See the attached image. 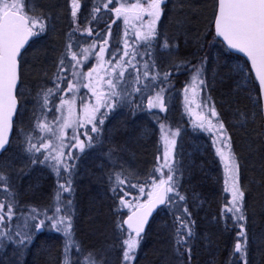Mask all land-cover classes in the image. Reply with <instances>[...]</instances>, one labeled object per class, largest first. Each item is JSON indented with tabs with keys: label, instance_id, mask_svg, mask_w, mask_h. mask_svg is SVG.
Returning <instances> with one entry per match:
<instances>
[{
	"label": "trees",
	"instance_id": "trees-1",
	"mask_svg": "<svg viewBox=\"0 0 264 264\" xmlns=\"http://www.w3.org/2000/svg\"><path fill=\"white\" fill-rule=\"evenodd\" d=\"M125 1L127 0H114L113 4L109 5V9L117 7L116 4L125 3ZM106 2L107 0H87L86 8L88 7L91 13H88L89 19L86 22V27L93 28V36H84L74 32L77 25L72 27L69 23L64 26L63 35H59L55 44L67 45L71 41L75 51L78 48L88 47L95 38L97 50H99V45L103 43V40L108 39L109 44L106 47L111 52L112 47H115V31L120 26V20L116 21L112 11L103 8V4ZM215 2L216 0H178L173 5L174 0H166V3L162 5L164 11L159 27L161 24H165L166 31L176 40L178 39L179 47L172 61L165 70L159 73L160 76L155 80V84L144 82L139 86L142 88L139 93L127 90L131 95L117 103V107L105 118L102 131L99 134L89 133L94 137L92 146L86 147L83 154H80L79 159L75 161L74 192L71 196L74 239L80 247L83 246L91 252L111 247L112 250L108 253L116 254L114 264H122L121 236L115 224L118 220H124L131 210H121L122 206H119V200L110 191L114 183L109 179V176L115 172L123 171L125 174L128 171L121 167V163L130 165L129 168H135L138 172L143 173L141 176L134 175L140 177V184H144V195L149 189V184H145V179L157 166V157H162L165 150L163 133L169 132L171 138V132L177 129H179V135L175 137L174 155L180 169V172L177 173L180 192L185 195L186 200L177 202L181 206L179 211H177V205L172 204L164 206L157 212L147 231L141 235L142 239L134 259L129 264H181V261L183 264H243L239 254L233 255L236 232L239 229L233 227L231 220L227 221L226 226L225 220L221 216L227 194L223 189L222 177L218 172L213 150H210L208 146L201 152L195 150L189 164L186 162V157L179 153L180 146H182L181 139L184 140L183 145L185 146L193 129L190 126V119L185 107L180 104L181 102L175 104L173 101L172 103V100L176 95L179 99L184 88L192 85L193 66L202 67V78L206 81L204 89H209L208 95L214 100L220 119L226 123L228 129L233 127L232 132L229 129L233 143L232 150L240 163V179L245 187L247 261L248 264H264V128L259 112L254 117L252 115L254 111L253 98L257 94L258 84L250 73L253 78L252 84L248 85L246 90L237 87V83H242V81H240V72L235 69V63L242 64L245 71L249 70V65L242 57L229 52L220 38L213 40L212 20ZM172 5L176 6V10L172 11ZM59 6L60 9H63L62 0ZM96 6L101 8V12L97 14V19L93 20L92 9ZM51 11L53 12V10ZM172 18L174 21H171ZM113 20L116 22L112 23ZM175 20L186 21L191 25L188 26L186 23L182 28L177 29ZM109 24H111V37L107 36ZM180 30L189 34L188 38H185ZM97 32L100 34L99 36L95 35ZM157 32V41H154L153 46L147 49L153 53L154 57L156 50H159L157 44H161V28ZM42 50L44 51V49ZM80 55L83 61V54ZM94 56H91L86 63L83 61L81 71L84 72L96 64L97 57ZM145 56L150 60L149 56ZM43 65L46 67L45 64ZM175 65H181L179 70ZM167 72H171L172 75L168 81L162 83L161 76ZM68 75L71 78L70 74ZM125 75L127 76V74ZM145 84L152 87H144ZM160 88L165 90L163 94L167 112H161L158 108L148 110L144 105V102H147L146 98L153 96L154 90L158 91ZM234 88H236L235 94L233 93ZM81 90L80 97L90 96V94H86L84 87ZM206 92L204 91V94H207ZM58 97L59 94H57L56 103L59 102ZM19 102L21 105L20 98ZM237 109L247 116L245 123L240 127L233 124L234 120L239 119L235 115ZM21 118L20 114H17L11 142L0 157V172L10 178L9 183L17 194L22 210L35 207L41 212L49 209V214H51V209L55 207L54 196L58 187L57 177L53 170L42 163L32 165L29 160L24 163L25 165H22L16 157V160L13 158L15 149L17 150L19 144L24 145L25 141L26 134L22 135L23 138L20 136L21 127L26 125L25 120ZM161 124L165 125L163 132ZM19 125L21 126L19 127ZM148 125H151V130L149 129L148 133L146 131L148 134L146 138L137 139L142 127L147 128ZM29 128L30 126L28 133L39 134L35 127ZM89 128L90 126L86 129ZM85 131L81 130L79 136L87 143V137L83 135ZM19 137L20 140L17 143ZM205 139L207 140V138ZM35 141L34 143H38L37 140ZM14 146L16 148L13 150ZM187 146L193 149L190 144ZM254 149H256L255 156L251 153ZM72 151L76 155L77 149H72ZM129 153L136 157V166L129 164ZM30 156L39 157L42 160L40 153H31ZM62 175L65 174L62 173ZM60 182L63 183V180ZM131 182L138 183L136 179H132ZM126 191L129 194L125 199L142 198L138 188H127ZM6 195L0 191V200H4ZM67 195V193L63 194L64 197ZM193 196L199 198L194 201ZM185 205L191 213V220L195 221L190 260L187 254L178 258L172 243L175 215H182ZM117 215L119 216L115 221ZM32 223L34 222L29 221V225ZM23 225L24 217L18 212L13 219L12 229L15 231L17 226L22 228ZM32 234V242L23 249L6 239L3 240L2 246H0V262L6 261L9 257V261L6 263L10 264H63L65 237L62 233L45 228L39 232L33 230ZM74 250H72V254Z\"/></svg>",
	"mask_w": 264,
	"mask_h": 264
},
{
	"label": "snow or ice",
	"instance_id": "snow-or-ice-1",
	"mask_svg": "<svg viewBox=\"0 0 264 264\" xmlns=\"http://www.w3.org/2000/svg\"><path fill=\"white\" fill-rule=\"evenodd\" d=\"M113 2L114 0H107L103 4V8L115 12L116 18H122L123 24L126 26L122 49L118 48L115 52L109 53L112 58L105 61L106 46L109 44V40L104 39L103 43L99 45V51L95 53L98 64L85 73L80 70L83 67V61L89 59L92 50L97 47V42L93 41L87 48H82L80 53H77L73 51L74 44L70 41L57 65V73L52 81L53 86L41 88L36 94L37 103L43 109L40 116L34 115L35 130L39 135L27 133L23 151L30 154L40 153L43 156L42 160L39 157L30 156L29 162L32 165L46 164L55 173L58 184L54 196L55 207L51 209V214H49V209L41 212L35 207L22 210L17 194L9 183L10 178L0 172V191L7 194L4 200H0V246H2V241L6 239L23 249L32 242L33 230L39 232L45 228H50L62 233L65 237L63 264H73L70 256L73 249L77 253L82 251L79 243L74 239L72 231L73 201L71 196L74 192L75 161L79 159L72 149L84 152L86 147L92 146L94 137L89 133L99 134L102 131L105 118L115 109L117 103L131 95L125 88L129 79L134 85L132 92L139 93L142 91L139 85L143 81L149 79L155 81L160 75L158 72L153 74L150 71L156 67V61L153 53L147 49H150L153 42L158 39L157 24L163 14L162 5L166 3V0H143V2L141 0H135V2L129 0L126 4L120 3L119 6L109 9V5ZM80 6V0H72L71 15L74 22H76ZM33 12L34 0H0V154L9 145L12 118L17 112V93L20 82L18 57L21 56V49L24 48L30 37L39 36L46 31V18L43 15H34ZM100 12L99 6L92 9L93 20L97 19V14ZM115 22V20L112 21V23ZM130 23L134 29V40L131 42L127 31V26ZM212 26L214 28V41L216 38H222L227 50L243 53L247 57V61H250L251 67L248 71L239 70L242 83L238 82L237 87L246 90V87L253 82L250 73L254 71V80L258 82V88L257 94L253 98L254 111L252 115L254 117L259 112L260 116L264 117V0H216ZM73 31L79 32L81 35L86 34L89 37L94 35V30L90 26L80 28L77 24ZM95 35L99 36L100 34L97 32ZM107 36L111 37V24L108 25ZM133 43H136L137 46L133 47ZM157 47L166 50L169 55H173L179 45L164 39L162 44H157ZM117 52H122V55L117 57ZM80 54H83V61L78 58ZM142 54L152 59V64L147 61L144 62L143 79L140 69L137 67L139 63L137 57L140 56L142 59ZM125 57H130V59L125 60ZM113 60L117 62L110 71L103 69L104 63L112 65ZM129 66L134 70L135 75L129 73L128 78H126L125 74ZM175 67L179 70L181 65H175ZM102 69L104 75H100ZM202 72V67L193 66L191 76V84L195 86L192 88L193 93L196 92L197 88L203 90L202 86H205ZM171 75V72L164 73L161 82L168 81ZM82 80H87V83H83L82 86L91 92L95 103H87L81 99L83 117L73 120L72 115L76 99L75 96L70 98H66V96L68 93L78 92ZM144 87H151V85L145 84ZM164 91L163 88H160L154 96L148 97L147 108L149 110L158 108L161 112H167ZM188 91L189 87L186 86L184 92L187 93ZM57 93L61 94L58 97V103L55 102ZM185 99L187 100V96ZM202 103L203 107L207 108L209 115H200V123L197 126L206 128L208 131H214L216 134L213 144L216 146V155L224 166V191L230 194V199L222 209L221 216L224 218L226 226L227 221L231 220L233 227L239 229L236 232L233 255L239 254L243 264H248L245 187L240 179V163L232 150L228 130L219 118L215 104L211 103V97H206ZM196 106L199 108L202 105L197 104ZM101 109L105 110L101 111ZM52 112L60 115H53L49 119L46 113ZM237 115L239 117L238 122L244 124L247 119L246 114L237 109ZM87 125H91V127L83 133L87 137L86 143L80 139L76 128H86ZM160 127L163 132L165 125L161 124ZM69 128L73 130L70 143L67 132ZM178 135L179 129L171 133V138L167 132L163 133L162 139L165 150L162 157H157V166L145 179V184L150 185L146 203H139L137 200L134 207L131 201L125 199L129 194L126 191L127 188H138L141 194L144 193L145 186L139 183V176L131 173L125 175L123 171L115 172L109 176V179L114 183L110 191L119 200V206L129 209L134 207L126 219L118 220L116 223L121 236L122 264H129L134 259L142 239L141 234L144 232L145 224L152 211L158 205L167 207L172 204H176L177 211H179L181 206L177 202L186 200L185 195L180 192L177 176L180 169L174 155L175 137ZM34 139L38 143H34ZM132 179H136L138 183H132ZM61 180L63 183L60 182ZM65 193L68 194L67 197L63 196ZM18 212L24 217V225L22 228L17 226L16 230L13 231L12 222ZM190 217L191 213L188 207L183 206V214L175 215L172 235L173 248L177 257H183L187 254L189 260L191 259V239L194 236L193 226L195 224V221L191 220ZM29 221L34 223L29 225ZM75 264H108V260L105 251H101L99 254L90 251L83 257V260H77ZM181 264H183L182 261Z\"/></svg>",
	"mask_w": 264,
	"mask_h": 264
},
{
	"label": "rangeland",
	"instance_id": "rangeland-1",
	"mask_svg": "<svg viewBox=\"0 0 264 264\" xmlns=\"http://www.w3.org/2000/svg\"><path fill=\"white\" fill-rule=\"evenodd\" d=\"M60 1L61 0H34V12H33V14L37 15V16L43 15L46 18V31H45V33H43L39 36H34V42L23 53V55L20 59V62H21V84H20V87L18 89V94H19L18 97L20 98V100L22 102L20 105L18 115L20 114V116L22 117L21 119H24L25 120L24 123H26V125H23L21 127L20 136L28 133V131H29L28 127L29 126H30V128H31V126L35 127L34 115L40 116V114L42 112L40 105L37 103V96H36L37 92L41 88L53 86L52 81L55 79L57 65L59 63L60 58L62 57V55L66 51V45L63 44L60 46V43L58 45L55 44L56 41L60 37L59 35H61V36L63 35L64 26L70 23L72 27H75L78 24L79 27L84 28V27H86V22L89 19L88 13H91L90 9H88V7L86 8L87 0H80L81 6L77 12L76 22H74L73 17L71 15L72 0H62V4H64L63 9H60L61 8L59 6ZM128 2H129V0L125 1V4ZM132 2H135V0H132ZM141 2H143V0H141ZM175 2H178V0H174L173 5H175ZM173 5H172V7H173ZM116 6H119V4H116ZM175 7L172 8V11H174V9L176 10ZM55 8H57V10H55ZM51 10H53V12ZM112 15L114 16V19L116 21L120 20V26H118L116 28V31H115V36H116L115 37L116 40L114 42L115 47H112V49L110 50L111 52H115L118 48L122 49V47H123V39H124V32L126 30V26L123 24L122 18L121 19L116 18L115 12L112 11ZM145 20H147V17H145ZM161 21H162V16H161L160 21L157 24V31H158V29L161 28V44L163 43L164 39H167L170 43H173V42L177 43L178 39L176 40L174 37H172L166 31L165 24H163V25L161 24V27H159ZM171 21H174V18H172ZM186 23H188V22H186V21L178 22L175 20V26H177V29L179 27L182 28ZM187 25L190 26L191 24L188 23ZM127 31L129 32V40L131 42L134 40V35H133L134 29H133V26L131 23L127 26ZM180 32L184 34L185 38H188L189 34L182 32L181 30H180ZM77 33L80 34L79 32H77ZM159 36H160V30H159ZM121 40H122V42H121ZM93 41H96L95 38L92 40V42ZM119 44H120V47H118ZM136 46H137L136 43H133V47H136ZM86 47H84V48H86ZM42 49H44V51ZM158 49L159 50H156V55H155L156 67H155V69L154 68L150 69V71H152L153 74H155L157 72L160 73L163 70H165L169 66V64L172 61L173 56L177 50V49H175V52L173 55H169L166 50H164L162 48H158ZM79 50H81V48L75 49V51L77 53H80ZM73 51H74V48H73ZM98 51L99 50H97V47L95 49H93L91 54H90V57L94 56L95 53ZM111 52H109V49L107 50V52L105 53V57H104L105 61L112 58L109 55V53H111ZM120 55H122V52H117V57H119ZM80 56L81 55H79L78 58ZM90 57H89V59H90ZM94 58H95V56H94ZM80 59H81V57H80ZM124 59L128 60V59H130V57H125ZM137 60L139 61V63L137 64V67L140 69V74L142 77V73L145 70L143 67L144 62L147 61L149 64H152L151 63L152 60L146 59L145 55H143L142 59L140 56H138ZM87 61H85V63ZM116 62H117L116 60H113L112 65H109L108 63H104L103 69H107L110 71L111 68L116 64ZM133 63H136V61H133ZM43 64H45L46 67ZM97 64H98V60H97L96 64H94L92 67H95ZM235 65H236L235 69H237L238 72H240L239 71L240 69L244 68L243 65L240 64L239 62L235 63ZM91 68H89L88 70H86L84 72L85 73L88 72L89 70H91ZM103 69L100 71V75H104ZM129 73L135 75L134 70L130 66L128 67V70L126 72V74H127L126 78H128ZM161 77L163 78V75ZM142 79H143V77H142ZM144 82H150L151 84H155L154 83L155 81H152L151 79L143 81V83ZM83 83H87V80L81 81V87L79 88L78 92L68 93L66 96V98H70L72 96H75V99H76V103L74 105L73 115H72L73 120H76L78 118L83 117V113L81 111V99H83L84 102H87V103H95L94 97H92L91 92L87 88H85L86 94H90V96L80 97V91H82L81 89L83 87L82 86ZM143 83L140 84L139 86L143 85ZM205 85H206V81H205ZM133 86L134 85H133L132 80L129 79L128 84L125 85V88H126V90H132ZM188 87H189V91L187 92V100L186 99L184 100L182 97H181V99H178V96H177V100H175V99L172 100V103L174 101L175 104L181 102L180 104L186 108V113L190 119V126L193 129L192 134L188 137V140H187L188 143L186 141L185 146L183 145V143H185L184 140L181 139L182 146H180L179 153L186 157V162H187V164H189V163H191V161L193 159V152L195 150H197L198 152H201V150L203 151L208 146L210 150H213V152H214L213 156H215V159L217 160V167H218L217 169H218V172L220 173V175L222 177V184H223V189H224V187H225V185H224V179H225L224 166H223L220 158L216 155V146H214V144H213L214 139H216V134L214 131H208V130H206V128H200L197 126L200 123L199 116L206 114L205 109H203L202 107L198 108L196 106L197 104H200L199 97H200L201 88H197L196 92L193 93L192 88L195 86L190 85ZM202 87H204V86H202ZM233 90H234L233 91V93H234L236 88H234ZM85 91H83V92H85ZM57 94L60 95V93H57ZM184 94H185V92L182 94V96ZM184 102L186 104H183ZM147 103H148V100H147V102L146 101L144 102V105L146 108H147ZM116 107H117V105H116ZM215 107H216V105H215ZM102 110L103 109H101V111ZM46 115L48 116L49 119H51L53 115H60V114L52 112V113H46ZM235 115H236V117L238 116L237 113ZM224 124H225V127L227 128L228 132H229V129L232 132L233 127L228 129L226 123H224ZM233 124L235 126H238V127H240V125L241 126L243 125V124H240L238 122V120L237 121L234 120ZM20 126L21 125H19V127ZM88 126L91 127V125H87L86 128H88ZM86 128L77 127L76 128L77 134L80 135L81 130L83 132L86 130ZM149 129L151 130V128L147 129L145 127H142V129H141L142 131L139 134L137 139L143 140L144 138H146V136L148 135L147 134L148 131H150ZM72 131L73 130L71 128L67 129L68 136H69V141H68L69 143L71 142L70 137L72 135ZM146 131H147V133H146ZM183 134H184V131H183ZM37 135H39V134H37ZM168 135H170L169 132H168ZM228 135H231L230 132ZM23 136H22V138H23ZM204 137L207 138V140L210 142V144ZM19 140H20V137L17 140V143L19 142ZM246 141L248 142L249 139L247 138ZM33 142H36V141L34 140ZM189 144L191 145V147L193 149H190V147L188 148L187 145H189ZM248 145L251 146L250 144H248ZM24 146H25V144L24 145L19 144L17 150L15 149L16 146L13 147V150L15 149V153H14L13 158L15 159V157H16V159H18L22 165H25L24 163L29 160L28 157L30 155V153H26L23 151ZM183 147H185V148H183ZM232 147H233V145H232ZM251 153L253 154V156H255L256 155L255 154L256 149L252 150ZM80 154H83V153L79 152L77 150L76 155L79 156ZM129 156H130L129 164H131L132 166H136V163H137L136 157L132 153H129ZM42 159H43V156H42ZM175 159H176V157H175ZM112 163H114V162H112ZM129 166L130 165H128V164L121 163V167H123V169H126V171L128 170L127 172H125V174L128 175L130 172H131V174H137L140 176L143 174L141 172H138L135 168H129ZM144 173H145V170H144ZM240 173H241V169H240ZM149 191H150V185H149V189L145 192V194L144 195L142 194V198L135 199L132 197L131 199H127V200L131 201L133 203L134 207H135L137 200L139 201V203H145V201L148 200L147 194ZM226 194H227V199L224 202L222 209L224 208L227 201L230 199V194L229 193H226ZM102 198H103V195H102ZM196 198H199V197L193 196L194 201H196ZM132 209H129L126 207L121 208V210H123V211L132 210ZM118 216L119 215H117L115 217V221H117ZM81 249H82V251L80 253H77L74 250L75 252L73 251V254L72 253L70 254L71 261L73 262V264H75V262L77 260H83V257L85 255H87L88 252H90L89 250H87L83 246H81ZM111 250H112L111 247H107L106 249L102 248L100 251H97L96 253L99 254L101 251H105L106 255H107L108 264H114L116 254L115 253H111V254L108 253V252H111ZM8 261H9V257H7L6 261H4V262L1 261L0 264H10V263H6ZM14 264H17V263H14Z\"/></svg>",
	"mask_w": 264,
	"mask_h": 264
},
{
	"label": "water",
	"instance_id": "water-1",
	"mask_svg": "<svg viewBox=\"0 0 264 264\" xmlns=\"http://www.w3.org/2000/svg\"><path fill=\"white\" fill-rule=\"evenodd\" d=\"M32 38H33V37H30L29 40H28V42L25 44L24 48L21 49V55H22V53L26 50V48L29 46V44L31 43ZM220 39H221V42H222V38H220ZM222 43H223V42H222ZM223 44H224V43H223ZM224 46L226 47L225 44H224ZM228 51L231 52V53H233V54H235V55H238V56L242 57V58L248 63V65H249V69H250V67H251V65H250V61H247V57H246L243 53H239V52H237V51H235V50H228ZM20 57H21V56H20ZM20 57H18V60H19V72H20V82H19V85H20V83H21V64H20ZM251 74L253 75V77H255V73H254V71H251ZM257 84H258V82H257ZM19 85H18V88H19ZM19 107H20V103H19V99H18L17 112H16V114H15V115L13 116V118H12V128H11V131L9 132V143H10V140H11V138H12V134H13V130H14V121H15V119H16V116H17V113H18ZM263 127H264V117H263ZM8 146H9V145H8ZM8 146H6V149H7ZM1 155H2V154H0V156H1ZM162 207H164V205H158V206L152 211L151 215L148 217V221H147V223L145 224L144 232H143L142 234H144V233L147 231V229H148V227H149V224L151 223L153 217L157 214V212H158ZM132 211H133V210H132ZM132 211H131V212H132ZM131 212H129V213L125 216L124 219H126L127 216L131 214ZM125 227H126V226H125ZM142 234H141V235H142Z\"/></svg>",
	"mask_w": 264,
	"mask_h": 264
},
{
	"label": "flooded vegetation",
	"instance_id": "flooded-vegetation-1",
	"mask_svg": "<svg viewBox=\"0 0 264 264\" xmlns=\"http://www.w3.org/2000/svg\"><path fill=\"white\" fill-rule=\"evenodd\" d=\"M159 91V90H158ZM204 91H207L206 93L207 94H204ZM208 91H209V89H204V87H203V90H201V92H200V97H199V99H200V104L202 105L201 107L203 108V109H205L206 110V114L205 115H209V113H208V110H207V108H205V107H203V100H205V98L206 97H208L209 95H208ZM157 92V90H154V92H153V94L155 95V93ZM184 93V92H183ZM182 93V94H183ZM182 94H181V96L179 97V99H181V97L185 100V97L187 96V93H185L183 96H182ZM202 94V95H201ZM153 95V96H154ZM174 99L175 100H177V95L174 97ZM146 100H148V97L146 98ZM211 103H214L215 104V102H214V100L211 98ZM184 104H186L185 102H184ZM189 104V103H188ZM217 110V109H216ZM218 112V111H217ZM219 118H220V116H219ZM224 122V121H223ZM150 126L151 125H148V126H146L147 128H150ZM229 134V133H228ZM230 136V135H229ZM205 138V137H204ZM231 144H233L232 143V141H231ZM192 148V147H191Z\"/></svg>",
	"mask_w": 264,
	"mask_h": 264
}]
</instances>
